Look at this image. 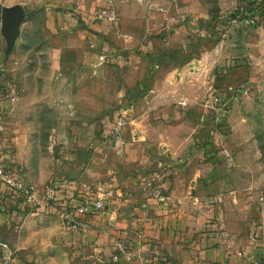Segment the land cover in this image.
<instances>
[{
    "label": "rangeland",
    "instance_id": "374dc122",
    "mask_svg": "<svg viewBox=\"0 0 264 264\" xmlns=\"http://www.w3.org/2000/svg\"><path fill=\"white\" fill-rule=\"evenodd\" d=\"M220 1L208 2L209 29L193 39L174 25L148 30L145 20L123 19L116 8L115 26L95 22L101 0L71 25L51 0H0V138L20 139L15 176L27 187L69 179L87 166L89 176L101 177L105 166L95 156L103 151L106 168L112 165L105 146H113L114 120L124 114L122 134L132 121L124 108L141 100L139 108L164 111L157 120L163 127L179 119L196 127L183 153L200 157L207 177L199 186L220 196L229 177L235 188L264 192V0L231 8ZM14 7L24 18L8 39L1 20ZM115 28L122 36L111 35ZM152 92L164 97L144 101ZM48 218L0 226V264L16 256L21 264H92L68 241L74 232L61 215Z\"/></svg>",
    "mask_w": 264,
    "mask_h": 264
},
{
    "label": "crops",
    "instance_id": "0c3cea01",
    "mask_svg": "<svg viewBox=\"0 0 264 264\" xmlns=\"http://www.w3.org/2000/svg\"><path fill=\"white\" fill-rule=\"evenodd\" d=\"M88 1L91 2L90 6ZM213 1L110 0V3L123 19L145 20L149 25L148 30H155L156 26L162 24L167 28L174 25L179 32L191 33V37L196 39L209 29L206 26L210 24L208 2ZM235 1L240 0H221L219 3L228 4L231 8ZM249 1L256 4L259 2ZM53 4H56V9L63 10V17L71 25L80 18L86 20L92 14L91 7L96 4V0H51ZM132 8L135 11L140 9V15H135V12L133 16L130 15ZM54 11H48L52 19ZM220 13L228 18L230 12ZM205 21L208 23L204 24ZM236 21L235 18L231 19L232 27L239 26ZM212 24L214 26L216 23ZM111 30L112 36H122L118 28ZM152 93L144 101L155 99L159 102L164 97L163 93ZM140 101L124 108L132 112V121L123 130L121 140L113 139V146L104 144L110 153L112 165L106 168L108 156L100 151L95 159H98L99 166H105L102 169L104 174L93 179L89 176L87 166L79 174L69 177L68 189L58 195L60 208L66 205L69 209L87 198H104L103 211L75 215L81 227L71 234L68 241L78 249V254L91 259L92 264L264 262V201L258 200L264 196V192L258 193L252 187L235 188L229 177L220 183L227 191L220 196L213 193L211 185L199 186L198 180L207 177L203 174L200 157L183 153L185 148L193 145L192 134L196 127L188 128L181 119L174 126L163 127V122L157 120L163 117L164 111L158 107L139 108ZM184 127L188 129V134L182 136L181 130ZM19 140L8 136L0 138V163L6 165L14 175ZM93 146L97 147L96 144ZM162 165L165 167L162 189L170 198L168 202L150 198L149 191L143 186V179ZM89 178L92 180L89 181ZM45 184H31L30 188L41 190ZM89 184L93 185L92 189ZM10 203L0 196V226L19 220L24 227L29 219L41 221L46 217L48 220L51 214L60 211L56 205L46 212L28 209L21 213L17 202ZM220 222L225 225L228 234L226 239L222 238L218 229ZM120 243L135 256L126 258L119 255L114 260L113 256L117 254V245ZM27 258L24 260H29ZM8 264H21V260L18 256L12 257Z\"/></svg>",
    "mask_w": 264,
    "mask_h": 264
},
{
    "label": "built area",
    "instance_id": "2783aa9c",
    "mask_svg": "<svg viewBox=\"0 0 264 264\" xmlns=\"http://www.w3.org/2000/svg\"><path fill=\"white\" fill-rule=\"evenodd\" d=\"M102 5L94 15V21L116 25L118 21V14L115 8L111 5L110 0H101ZM11 94V93H10ZM9 94V96H10ZM12 102L16 100L14 95L9 98ZM185 105V103H182ZM126 125V118L124 114H118L114 120L113 128L110 137L115 141L121 140V131ZM159 170L153 171L143 179L144 188L149 191L150 198L159 202H168L169 196L162 189V180L164 176L165 167L159 166ZM69 182L65 178H59L48 181L41 190H35L25 186L14 174L6 168V165L0 163V196L5 197L8 193L14 195L13 201L17 202L18 206L25 210L49 209L58 205V195L68 189ZM259 202L264 201V196L258 198ZM104 209V198H87L78 205H73L71 209L68 206H62L59 214L64 223L68 226V230L77 232L81 225L75 219V215L83 216L93 213H98ZM218 229L221 232L223 239H226L228 234L222 222L218 224ZM117 254L113 256L114 260L119 258V255L130 258L135 256L126 249L124 244L117 245ZM5 259V260H4ZM3 259V264H8L9 257ZM259 264V263H254ZM264 264V262L260 263Z\"/></svg>",
    "mask_w": 264,
    "mask_h": 264
},
{
    "label": "water",
    "instance_id": "95a60500",
    "mask_svg": "<svg viewBox=\"0 0 264 264\" xmlns=\"http://www.w3.org/2000/svg\"><path fill=\"white\" fill-rule=\"evenodd\" d=\"M24 18V13L21 8L14 7L7 9L1 20V30L11 39L13 34L18 30L20 23Z\"/></svg>",
    "mask_w": 264,
    "mask_h": 264
},
{
    "label": "trees",
    "instance_id": "16d2710c",
    "mask_svg": "<svg viewBox=\"0 0 264 264\" xmlns=\"http://www.w3.org/2000/svg\"><path fill=\"white\" fill-rule=\"evenodd\" d=\"M1 95H2V93H0V99L2 97ZM13 199H14V195L13 194H10V193H8L7 195H5V197H4V201H7L8 203L12 202ZM41 210L46 212V211H50L51 208H49V209H41ZM18 211L21 212V213H24L25 209H23V207H21V206L20 207L18 206Z\"/></svg>",
    "mask_w": 264,
    "mask_h": 264
}]
</instances>
